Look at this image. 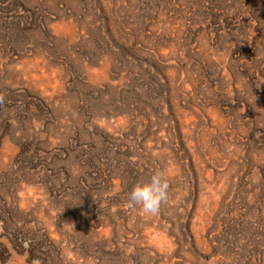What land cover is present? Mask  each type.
Wrapping results in <instances>:
<instances>
[{
	"label": "rangeland",
	"instance_id": "obj_1",
	"mask_svg": "<svg viewBox=\"0 0 264 264\" xmlns=\"http://www.w3.org/2000/svg\"><path fill=\"white\" fill-rule=\"evenodd\" d=\"M0 264H264V0H0Z\"/></svg>",
	"mask_w": 264,
	"mask_h": 264
},
{
	"label": "clouds",
	"instance_id": "obj_2",
	"mask_svg": "<svg viewBox=\"0 0 264 264\" xmlns=\"http://www.w3.org/2000/svg\"><path fill=\"white\" fill-rule=\"evenodd\" d=\"M170 184L167 170L156 169L145 182L137 183L128 194V206L144 214L158 215L169 202Z\"/></svg>",
	"mask_w": 264,
	"mask_h": 264
}]
</instances>
